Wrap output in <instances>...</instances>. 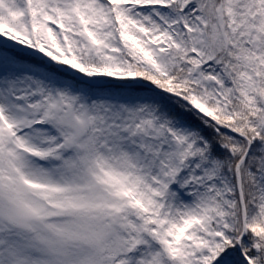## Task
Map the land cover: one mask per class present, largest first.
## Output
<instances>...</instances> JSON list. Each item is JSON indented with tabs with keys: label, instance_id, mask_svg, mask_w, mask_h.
<instances>
[{
	"label": "snow or ice",
	"instance_id": "snow-or-ice-1",
	"mask_svg": "<svg viewBox=\"0 0 264 264\" xmlns=\"http://www.w3.org/2000/svg\"><path fill=\"white\" fill-rule=\"evenodd\" d=\"M0 264H264V0H0Z\"/></svg>",
	"mask_w": 264,
	"mask_h": 264
}]
</instances>
